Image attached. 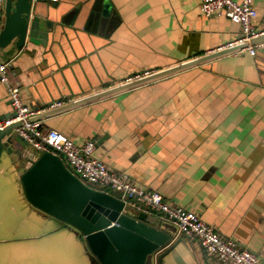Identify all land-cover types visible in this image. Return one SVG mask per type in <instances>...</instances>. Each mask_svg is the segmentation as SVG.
Here are the masks:
<instances>
[{"label": "crops", "instance_id": "1", "mask_svg": "<svg viewBox=\"0 0 264 264\" xmlns=\"http://www.w3.org/2000/svg\"><path fill=\"white\" fill-rule=\"evenodd\" d=\"M98 1H43L53 23L47 45L5 48L1 60L10 62L26 104L80 99L134 73L210 54L241 33L225 16H205L201 0H102L112 16L88 24ZM253 1L262 30L264 0ZM12 113L0 81V115ZM42 120L43 129L77 144L96 139V156L110 168L159 190L264 261V50L225 54ZM31 154L20 156L28 160L22 172L34 163ZM152 215L171 233L168 245L182 238L164 264H223Z\"/></svg>", "mask_w": 264, "mask_h": 264}, {"label": "water", "instance_id": "2", "mask_svg": "<svg viewBox=\"0 0 264 264\" xmlns=\"http://www.w3.org/2000/svg\"><path fill=\"white\" fill-rule=\"evenodd\" d=\"M43 1L47 0H3L5 23L0 34V56L5 52V48L12 44L17 50H21L27 42L47 45L53 23L41 9ZM98 3L101 4L94 6L88 24L101 22L102 17L112 16L110 7L104 5L102 0ZM263 40L264 36L255 39L253 43ZM244 46L246 44L231 46L149 76L114 85L62 107L42 112L32 119H43L146 84L232 53ZM13 115L14 113L10 116ZM3 119L4 116L0 115V121ZM19 124L14 123L0 129V162L15 154L21 155V137L14 132ZM30 159L34 160V163L21 178L27 199L37 208L74 229V233L89 250L94 264H164V258L181 241L182 238L168 245L172 235L161 228L162 221L158 216L139 211L117 195L89 185L73 174L57 154L44 152L36 155L32 152Z\"/></svg>", "mask_w": 264, "mask_h": 264}, {"label": "built area", "instance_id": "3", "mask_svg": "<svg viewBox=\"0 0 264 264\" xmlns=\"http://www.w3.org/2000/svg\"><path fill=\"white\" fill-rule=\"evenodd\" d=\"M201 11L205 16H225L241 27V33L237 39L213 52L239 44H246V46L234 51V54L247 51L252 56H256L259 50H264V40L253 43L255 39L264 36V29L260 30L255 25L258 11L253 0H242L241 2L237 0H201ZM4 23L5 7L3 0H0V34L3 31ZM10 68V62L0 58V81L7 88L14 113L13 116L0 121V129L20 123L15 130L20 137L27 140L36 149L42 153L57 154L69 165L71 168L69 170L73 174L93 187H101L103 188L101 190L116 193L129 206L152 214L153 212L160 213L162 219L174 223L180 234L198 240L206 253L209 256H216L219 262L223 264H264V261L254 251L240 247L234 238L222 235L197 213L170 202L159 190L136 183L128 172L110 168L105 161L96 156V139H89L83 144H77L71 137L60 131L43 129L41 126L43 120L32 119L34 116L62 107L76 99L64 97L42 107H31L23 100L19 83L11 78ZM155 72L157 71L137 72L118 84L131 82Z\"/></svg>", "mask_w": 264, "mask_h": 264}, {"label": "rangeland", "instance_id": "4", "mask_svg": "<svg viewBox=\"0 0 264 264\" xmlns=\"http://www.w3.org/2000/svg\"><path fill=\"white\" fill-rule=\"evenodd\" d=\"M21 144V155L42 153L22 137ZM21 155L0 162V264H94L74 229L39 208L31 212L21 179L28 160Z\"/></svg>", "mask_w": 264, "mask_h": 264}, {"label": "flooded vegetation", "instance_id": "5", "mask_svg": "<svg viewBox=\"0 0 264 264\" xmlns=\"http://www.w3.org/2000/svg\"><path fill=\"white\" fill-rule=\"evenodd\" d=\"M24 194H25V191H24ZM25 196H26V194H25ZM26 199H27V197H26ZM41 211V210H40ZM46 213V212H45ZM47 214V213H46ZM47 215H49V214H47Z\"/></svg>", "mask_w": 264, "mask_h": 264}]
</instances>
